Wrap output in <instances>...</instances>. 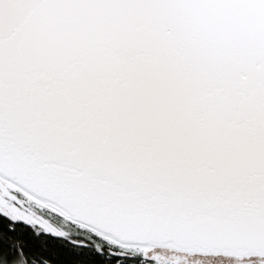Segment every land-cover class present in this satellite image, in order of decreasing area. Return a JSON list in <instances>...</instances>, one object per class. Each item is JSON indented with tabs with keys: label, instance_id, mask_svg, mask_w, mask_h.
Segmentation results:
<instances>
[{
	"label": "snow or ice",
	"instance_id": "snow-or-ice-1",
	"mask_svg": "<svg viewBox=\"0 0 264 264\" xmlns=\"http://www.w3.org/2000/svg\"><path fill=\"white\" fill-rule=\"evenodd\" d=\"M0 264H264V0H0Z\"/></svg>",
	"mask_w": 264,
	"mask_h": 264
}]
</instances>
